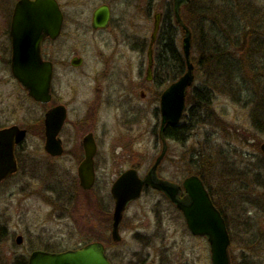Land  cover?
<instances>
[{"label":"rangeland","instance_id":"rangeland-1","mask_svg":"<svg viewBox=\"0 0 264 264\" xmlns=\"http://www.w3.org/2000/svg\"><path fill=\"white\" fill-rule=\"evenodd\" d=\"M225 1L237 6L242 1L250 3L254 23L250 28L243 25L239 33L246 39L237 41L243 53L230 56L234 63L229 76L195 68L191 88L207 87L209 104L189 114L192 99L186 96L184 113L190 115L192 125L185 140L168 138V151L157 172L159 177L181 184L198 168L226 216L230 264H264V165L259 158V146L264 142V0L204 3ZM101 3L110 7V24L91 30L92 11ZM171 5L172 0H65L71 22L79 14L82 18L72 37L78 42L70 48L71 53L83 57L79 70L71 69L66 78L58 80L65 97L76 95L75 103L84 106L96 91L92 79H101V87L106 88L104 76L115 66V71L130 74L135 99L144 107L143 118L139 115L135 122L118 118L115 109L102 113L105 151L97 187L91 191L76 186L56 189L46 172L14 175L0 185V264L10 263L9 252L19 247L65 249L87 241L102 242L117 264H211L206 237L191 234L182 213L163 193L150 187L127 206L119 228L121 240L111 239L112 182L131 163L139 164V174L144 175L161 150L158 95L164 87L156 83L148 85L149 89L143 86L146 95L140 98L142 88L137 84L146 75L154 14ZM182 16L195 27L190 7L182 10ZM141 39L146 42L143 49L139 48ZM113 147L118 152L114 155ZM17 234L23 236L21 244L15 242Z\"/></svg>","mask_w":264,"mask_h":264},{"label":"flooded vegetation","instance_id":"flooded-vegetation-1","mask_svg":"<svg viewBox=\"0 0 264 264\" xmlns=\"http://www.w3.org/2000/svg\"><path fill=\"white\" fill-rule=\"evenodd\" d=\"M22 1L24 0H0V129L16 127L17 132H24L23 137L18 141H16V135L12 138V155L16 169L4 178L0 182V185L14 175H30L37 172H46L51 175V180L56 189L69 190L76 186L84 191H91L97 187L99 168L104 155L103 151H105L102 146V139L105 138L103 136L104 129L102 128V113L105 110L111 112L112 109H115V112L118 111L120 113H117L118 118L120 116L123 119H129L135 122V119L139 115L143 118L142 108L144 107L135 99V91L130 87V85L134 86L130 74L127 71L123 73L119 71L121 72L119 74L118 71H115V66L111 67V70L104 76L107 85L106 88L101 87V83L104 82L101 79H92L93 85H95L94 91L95 89L96 91L94 95L90 98L88 97L84 106L75 103L77 100L76 95L70 99L66 98L58 80L66 78L71 73V69L79 70L82 65V55L76 51L75 53H71L70 48L71 44L78 42L77 38L73 42L72 37L76 36L77 33L75 30L77 29L75 27L79 24L78 21L81 20L82 22V18L79 14V18L74 17V21L71 22L72 16L70 15V8L65 6V0H55L58 5L61 21L58 30L55 32L53 29L52 33H49L44 28L39 30L36 27V17H33L34 9L28 4V6L19 5ZM101 5H107L109 20L105 27L94 28L93 13ZM157 13L161 21L164 11ZM110 21V7L106 3H101L92 11L90 28L91 30L105 29L109 26ZM80 41L84 42V39L82 38ZM83 44L80 43V45ZM148 44L149 41L147 48ZM15 46L19 48L17 59L19 61H31L33 58L24 53L29 52L30 48L38 46L40 60L47 63L50 68L51 77L48 101H39L30 96L15 76L13 72V63L17 61V57L14 55ZM153 46L154 43L152 45L153 63L151 78L147 79L145 75V79L141 84L136 85L142 88L139 92L140 98H144L146 95L143 86L149 89L148 85L151 86V84L155 83ZM77 92L78 87L74 86L73 93L77 94ZM158 96L160 99V95ZM55 109H57L59 116L61 118L63 117V119L59 129L51 136V140L47 145L45 119L47 113L55 112ZM158 119L160 123L159 106ZM179 125L180 121L176 125L167 126L178 127ZM136 131L138 132L139 130L137 129ZM133 133L136 134L134 131ZM87 136L94 143V153L92 156L94 178L92 186L89 189L81 186L79 177V168L85 159L84 139ZM113 150L111 151L112 155L118 153L114 147ZM167 151L168 148L166 154ZM259 158L264 161L262 152ZM139 166V164L131 163L126 166L127 168L121 169L120 173L126 169L134 168L139 174ZM151 166L152 164L146 168L145 174L150 170ZM262 168L264 169V167ZM144 175L141 176L139 174L140 177ZM145 188H148V186H145L143 190ZM110 197L112 198L111 193ZM18 235L22 239L18 243L15 237V242L21 244L23 236L21 234ZM88 242L91 241L85 243ZM81 245L65 249H55L48 246L19 247L20 250L15 249L13 252H9L11 258L10 263L7 264H28L30 255L34 251L60 253L66 250L76 249ZM105 253L112 264H117L106 252V248Z\"/></svg>","mask_w":264,"mask_h":264},{"label":"water","instance_id":"water-1","mask_svg":"<svg viewBox=\"0 0 264 264\" xmlns=\"http://www.w3.org/2000/svg\"><path fill=\"white\" fill-rule=\"evenodd\" d=\"M190 0H172L174 22L182 31L181 49L186 62V71L176 80L168 84L161 92L159 99L160 123L158 137L162 143L161 150L155 158L150 170L140 177L136 169L129 168L120 173L112 182L110 193L113 198V211L111 222V239L114 242L121 240L119 227L123 213L128 204L137 199L145 186L163 192L168 199L181 211L187 228L191 234L205 236L209 243L211 264H230L229 262V234L225 220L213 204L207 188L201 178L196 174L185 177L181 184L158 177L157 168L166 154L167 144L164 130L167 125L179 123L186 109V96L194 82V65L191 61L192 33L189 26L181 16V7ZM34 9L33 17H36V27L44 28L47 32H56L60 26V12L55 0H24L19 5ZM109 20L107 5H101L94 10L93 27H105ZM159 14H154L152 31L147 48L146 77L151 78L153 63L152 45L159 29ZM24 49V48H23ZM18 47H14V55L18 59ZM23 53V52H22ZM33 58L31 61H15L13 72L18 81L26 89L28 94L39 101L49 100L50 68L47 63L40 60L38 46L30 48L24 53ZM49 112L46 115L47 145L51 136L59 129L61 118L57 112ZM57 112V113H56ZM16 127L0 129V182L15 171V161L12 155V138L16 135V141L21 139L24 132H17ZM85 159L79 168L80 184L89 189L92 186L94 173L92 169V156L94 143L87 136L84 139ZM260 150L264 155V142L260 144ZM22 237L16 236L20 243ZM28 264H112L105 255V247L102 242L92 241L76 249L66 250L60 253H48L34 251ZM153 264V263H148Z\"/></svg>","mask_w":264,"mask_h":264},{"label":"trees","instance_id":"trees-1","mask_svg":"<svg viewBox=\"0 0 264 264\" xmlns=\"http://www.w3.org/2000/svg\"><path fill=\"white\" fill-rule=\"evenodd\" d=\"M242 2L238 6L237 3L231 4L226 1L217 3L216 5L212 3H206L205 5L204 0H190L188 4L181 9V16L182 10L187 6L192 9L194 14L195 27L182 16L184 22L189 26L192 32L191 61L194 65V71L195 68L200 69L204 67L208 72L215 70V72L224 73L229 76L228 74H230L234 63L230 56L234 57L235 53L236 56H241L243 53V51L237 47V41L239 39L244 41L246 35L240 34L239 32L244 24L250 28L252 23H254L252 14L248 10L250 3L243 2V5H241ZM180 36H182V33L180 27L173 20V8L171 5L164 11L153 46L154 81L157 86L166 87L186 71V62L181 49ZM247 36L251 38V34ZM138 41L139 48L143 49L144 46H146V42L143 39ZM232 46H234V48H231ZM238 49L241 51L238 52ZM193 50L194 54H192ZM239 61H242V59ZM229 62L231 63L229 64ZM235 72H238V70H235ZM237 80L240 81L239 79ZM231 87L234 88V86ZM200 90H202V92ZM210 97L211 94L207 87L196 88L195 86L189 89L187 99L189 101L192 99L191 106L188 110L189 114L195 113L199 108L207 107ZM208 112H210V109ZM183 117H186L187 121L180 122L178 127H165L164 135L166 138L176 141H183L187 138L189 127L192 125L190 122L192 121L190 115L186 116V114H184ZM261 162L264 165V161L261 160ZM194 174H197L206 185L203 174L198 168H196ZM209 193L211 195L210 190ZM213 202L216 205L214 200ZM218 209L226 222L225 214L220 207H218Z\"/></svg>","mask_w":264,"mask_h":264}]
</instances>
